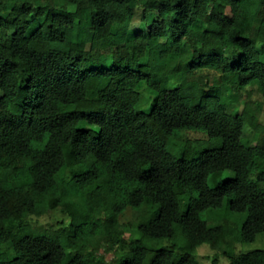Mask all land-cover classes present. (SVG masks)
Wrapping results in <instances>:
<instances>
[{"label":"trees","instance_id":"16d2710c","mask_svg":"<svg viewBox=\"0 0 264 264\" xmlns=\"http://www.w3.org/2000/svg\"><path fill=\"white\" fill-rule=\"evenodd\" d=\"M0 93V264L227 258L232 224L204 219L226 201L264 235V0H0ZM185 131L220 145L178 157Z\"/></svg>","mask_w":264,"mask_h":264},{"label":"rangeland","instance_id":"374dc122","mask_svg":"<svg viewBox=\"0 0 264 264\" xmlns=\"http://www.w3.org/2000/svg\"><path fill=\"white\" fill-rule=\"evenodd\" d=\"M149 27L144 23V21H141L140 13L136 15V19L132 25L130 37H134L138 32H143L146 35L148 34ZM218 74H213L212 77H217ZM145 86H140L138 88V91L143 93L145 90ZM1 97V93H0ZM252 100L254 102L260 100V96L258 93H254L252 96ZM245 103V99L242 100V103L240 105H232L230 107V111L233 114H239L243 110V104ZM261 121L264 122V111L261 115ZM247 137L249 139L253 138V132L248 129L247 131ZM255 144V142L253 143ZM219 142H213L211 143L209 140V137L204 132H190L185 131L181 132L179 134V140L177 143H170L168 145V151L173 153L174 155L178 157L188 156L189 158H197L200 156V154L208 149L212 148H218ZM232 177L231 172H227L224 175L223 180H227ZM210 187L215 188L216 184L214 182H210ZM136 217L135 213L132 210H128L123 217H121V222L126 226L125 227V236L129 238L132 235V228L130 227L129 223L137 224V220L134 218ZM204 219L209 223V225H217L221 223L223 220H229V222L232 224L234 229V236L231 240L228 254L229 257H221L219 260L215 259V253L211 251L209 245L204 244L201 247L197 249L195 252V259L200 264H230L231 258H238L241 254L264 249V235L260 236L257 241L253 243H244L241 240V228L242 223L245 219V216L238 215L229 210V202L226 201L224 204V207L220 211H207L204 215ZM49 222L48 217H43L39 220H35V225H45ZM135 230V229H134ZM137 238H139L137 234ZM174 242L169 241H162L159 242L161 247H170L173 245ZM146 245H154V242H145ZM186 244V238L184 235H180L179 239V245L182 249ZM112 258L111 255L107 256V260H110Z\"/></svg>","mask_w":264,"mask_h":264}]
</instances>
